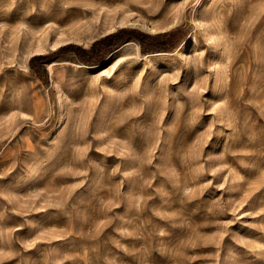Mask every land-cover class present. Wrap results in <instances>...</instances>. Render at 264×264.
<instances>
[{
    "label": "rangeland",
    "instance_id": "1",
    "mask_svg": "<svg viewBox=\"0 0 264 264\" xmlns=\"http://www.w3.org/2000/svg\"><path fill=\"white\" fill-rule=\"evenodd\" d=\"M0 214V264H264V0H0Z\"/></svg>",
    "mask_w": 264,
    "mask_h": 264
},
{
    "label": "trees",
    "instance_id": "2",
    "mask_svg": "<svg viewBox=\"0 0 264 264\" xmlns=\"http://www.w3.org/2000/svg\"><path fill=\"white\" fill-rule=\"evenodd\" d=\"M155 38L156 36L152 37L133 29L122 28L94 42L89 49L76 45H68L60 48L57 52L51 55L34 57L31 59V66L36 70L37 67H34V62L37 60H45L44 63H47V61H51L57 55L65 52L75 53L79 61L84 65H96L100 63L115 47L128 39H136L140 43L144 53L164 51V47H161L162 45L156 43Z\"/></svg>",
    "mask_w": 264,
    "mask_h": 264
},
{
    "label": "bare ground",
    "instance_id": "3",
    "mask_svg": "<svg viewBox=\"0 0 264 264\" xmlns=\"http://www.w3.org/2000/svg\"><path fill=\"white\" fill-rule=\"evenodd\" d=\"M4 209L6 210V208H4ZM2 218H3V216L0 214V222H2Z\"/></svg>",
    "mask_w": 264,
    "mask_h": 264
}]
</instances>
